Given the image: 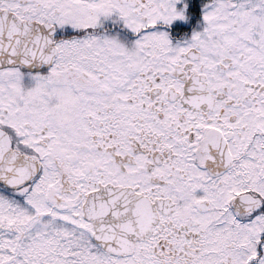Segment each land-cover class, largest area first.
Listing matches in <instances>:
<instances>
[{
    "label": "snow or ice",
    "instance_id": "1",
    "mask_svg": "<svg viewBox=\"0 0 264 264\" xmlns=\"http://www.w3.org/2000/svg\"><path fill=\"white\" fill-rule=\"evenodd\" d=\"M0 264H264V0H0Z\"/></svg>",
    "mask_w": 264,
    "mask_h": 264
}]
</instances>
